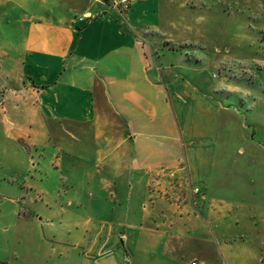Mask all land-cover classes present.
I'll use <instances>...</instances> for the list:
<instances>
[{"label":"crops","instance_id":"obj_1","mask_svg":"<svg viewBox=\"0 0 264 264\" xmlns=\"http://www.w3.org/2000/svg\"><path fill=\"white\" fill-rule=\"evenodd\" d=\"M184 8L0 0V70L16 83L0 119L41 146L63 130L59 148L99 169L69 211L47 203L25 229L39 231V264H264V142L219 102L212 58L183 50Z\"/></svg>","mask_w":264,"mask_h":264},{"label":"rangeland","instance_id":"obj_2","mask_svg":"<svg viewBox=\"0 0 264 264\" xmlns=\"http://www.w3.org/2000/svg\"><path fill=\"white\" fill-rule=\"evenodd\" d=\"M180 1L191 30L183 50L201 63L212 58L219 102L239 111L240 122L255 130L254 139L264 142V0ZM14 88L13 78L0 70V99ZM2 119L0 264H39V256L30 254H39V231L31 229L29 235L25 229L39 226V211H45L47 203L52 209L69 211L68 197L79 194L82 198L84 180L97 177L99 169L78 165L71 153L59 148L69 144L63 130L54 137L55 142L41 146L39 131L26 130L9 113L2 114ZM43 193L54 200L46 202ZM57 219L49 223L56 229ZM61 220L64 227L67 217ZM45 231L52 235L48 228ZM61 236L66 239L64 232Z\"/></svg>","mask_w":264,"mask_h":264},{"label":"built area","instance_id":"obj_3","mask_svg":"<svg viewBox=\"0 0 264 264\" xmlns=\"http://www.w3.org/2000/svg\"><path fill=\"white\" fill-rule=\"evenodd\" d=\"M116 4L120 12H126L129 8V0H116ZM195 192H197V190H195ZM189 264H200V263L197 261H192Z\"/></svg>","mask_w":264,"mask_h":264}]
</instances>
